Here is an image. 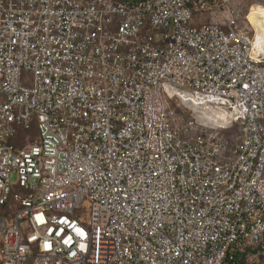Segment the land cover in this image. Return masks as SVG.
I'll return each instance as SVG.
<instances>
[{"label":"built area","instance_id":"1","mask_svg":"<svg viewBox=\"0 0 264 264\" xmlns=\"http://www.w3.org/2000/svg\"><path fill=\"white\" fill-rule=\"evenodd\" d=\"M261 256L264 47L234 0H0V264Z\"/></svg>","mask_w":264,"mask_h":264},{"label":"rangeland","instance_id":"2","mask_svg":"<svg viewBox=\"0 0 264 264\" xmlns=\"http://www.w3.org/2000/svg\"><path fill=\"white\" fill-rule=\"evenodd\" d=\"M234 3H235V7L237 10V14H238L239 27L245 31L256 33L254 25L248 19V13H249V10L254 5L264 7V0H234ZM164 102H165L167 110L168 109H177V106H176L177 101L176 100H170L165 96ZM26 136L27 135L24 134V139ZM30 137H31V139H33V132L31 133ZM16 180H17V177H16V175H14L13 181L16 182ZM84 209H85L86 215L89 216V213H88L89 212V203L87 201L84 204ZM88 222H89V220L86 219L85 223L87 224Z\"/></svg>","mask_w":264,"mask_h":264},{"label":"bare ground","instance_id":"3","mask_svg":"<svg viewBox=\"0 0 264 264\" xmlns=\"http://www.w3.org/2000/svg\"><path fill=\"white\" fill-rule=\"evenodd\" d=\"M249 21L254 25L256 32V45L264 47V7L254 5L248 13Z\"/></svg>","mask_w":264,"mask_h":264},{"label":"crops","instance_id":"4","mask_svg":"<svg viewBox=\"0 0 264 264\" xmlns=\"http://www.w3.org/2000/svg\"><path fill=\"white\" fill-rule=\"evenodd\" d=\"M249 264H264V256H261Z\"/></svg>","mask_w":264,"mask_h":264},{"label":"snow or ice","instance_id":"5","mask_svg":"<svg viewBox=\"0 0 264 264\" xmlns=\"http://www.w3.org/2000/svg\"><path fill=\"white\" fill-rule=\"evenodd\" d=\"M37 219H40V217H37Z\"/></svg>","mask_w":264,"mask_h":264}]
</instances>
